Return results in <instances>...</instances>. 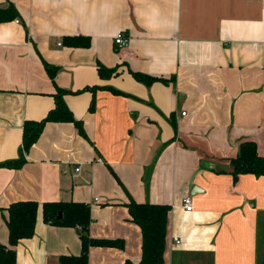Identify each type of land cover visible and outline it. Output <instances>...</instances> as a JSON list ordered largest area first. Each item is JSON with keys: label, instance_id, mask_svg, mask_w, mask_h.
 I'll return each instance as SVG.
<instances>
[{"label": "crops", "instance_id": "obj_1", "mask_svg": "<svg viewBox=\"0 0 264 264\" xmlns=\"http://www.w3.org/2000/svg\"><path fill=\"white\" fill-rule=\"evenodd\" d=\"M10 4L19 15L0 22V243L7 207L40 203L17 264L82 252L80 227L45 222L47 201L88 204L89 236L124 241L92 246L89 264H140L132 200L170 205L165 264H264V176L232 173L243 143L264 156V0H0ZM102 66L114 73L101 78ZM59 88L81 129L49 121L24 151L26 122L55 108Z\"/></svg>", "mask_w": 264, "mask_h": 264}, {"label": "trees", "instance_id": "obj_2", "mask_svg": "<svg viewBox=\"0 0 264 264\" xmlns=\"http://www.w3.org/2000/svg\"><path fill=\"white\" fill-rule=\"evenodd\" d=\"M19 15L15 5L0 6V22L15 19ZM68 43L73 46H88V37H69ZM45 67L55 78L58 67L50 66L45 62ZM114 73L113 69L99 68L101 78H108ZM88 88V87H87ZM94 90L95 87H89ZM88 88V89H89ZM116 91V90H115ZM68 91L58 89L55 94V108L51 109L41 121H27L24 128V151L40 137L44 125L49 121L73 122L81 129V121L77 120L64 100ZM26 161L25 158L2 163L9 167L18 168ZM232 173L238 178L240 174L252 173L264 176V156L259 155L256 143L250 141L241 145L237 157L232 159ZM40 203L37 200H20L7 207V226L9 229V245L0 243V264H17L18 243L34 235L38 218ZM43 219L45 222L57 226L80 227L82 252L79 255H63L61 264H89V250L92 246L124 247L122 239L92 238L88 234L91 222L90 206L84 202L47 201L43 203ZM132 221L140 226L142 231V258L140 264H165L164 252L166 249V236L169 220L170 205L138 203L132 200L127 204ZM62 212V217L59 213ZM125 264H133L127 261Z\"/></svg>", "mask_w": 264, "mask_h": 264}, {"label": "built area", "instance_id": "obj_3", "mask_svg": "<svg viewBox=\"0 0 264 264\" xmlns=\"http://www.w3.org/2000/svg\"><path fill=\"white\" fill-rule=\"evenodd\" d=\"M17 22H20L19 19L16 20ZM130 41V37L126 35L124 32H120L116 35L114 42L117 46L119 47H126L128 46ZM61 44V43H59ZM185 114V112H183ZM99 161H102V159H99ZM78 170V169H77ZM96 201L98 200L97 198L95 199ZM183 206L187 211H192L193 210V200L191 196H187L183 200ZM174 242L177 244H180L181 240L179 237H174Z\"/></svg>", "mask_w": 264, "mask_h": 264}, {"label": "water", "instance_id": "obj_4", "mask_svg": "<svg viewBox=\"0 0 264 264\" xmlns=\"http://www.w3.org/2000/svg\"><path fill=\"white\" fill-rule=\"evenodd\" d=\"M59 217H60V218L62 217V212L59 213Z\"/></svg>", "mask_w": 264, "mask_h": 264}]
</instances>
